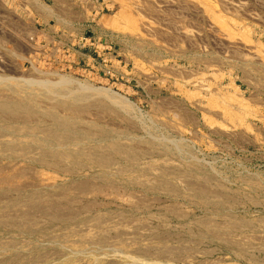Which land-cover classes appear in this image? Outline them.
<instances>
[{
    "label": "rangeland",
    "instance_id": "1",
    "mask_svg": "<svg viewBox=\"0 0 264 264\" xmlns=\"http://www.w3.org/2000/svg\"><path fill=\"white\" fill-rule=\"evenodd\" d=\"M74 1L0 0V264H264V0Z\"/></svg>",
    "mask_w": 264,
    "mask_h": 264
},
{
    "label": "crops",
    "instance_id": "2",
    "mask_svg": "<svg viewBox=\"0 0 264 264\" xmlns=\"http://www.w3.org/2000/svg\"><path fill=\"white\" fill-rule=\"evenodd\" d=\"M51 3L53 4V5H56L55 7H57L58 9H60V10H62L63 11V9H67L66 8V6H68V8H71V9H73L72 7H74L75 6V9H77L78 8V3L76 2V1H74L73 3H71V6H70V4H67V0H51ZM70 6V7H69ZM80 6H81V3H80ZM74 10V9H73ZM63 15V14H62ZM76 16V17H75ZM81 16V15H80ZM74 17V18H73ZM73 18V19H72ZM72 21H74V23L75 24H77L78 25V17H77V14H76V12H75V15L74 16H72ZM71 21V25H73V22ZM79 23H80V21H79Z\"/></svg>",
    "mask_w": 264,
    "mask_h": 264
},
{
    "label": "bare ground",
    "instance_id": "3",
    "mask_svg": "<svg viewBox=\"0 0 264 264\" xmlns=\"http://www.w3.org/2000/svg\"><path fill=\"white\" fill-rule=\"evenodd\" d=\"M67 82H68V81H67ZM40 84H41V83H40ZM65 84H66V83H65ZM59 85H60V84H59ZM59 85H58V86H59ZM64 87H65V86H64ZM79 89H80V88H79ZM85 89H86V88H85ZM69 91H70V90H69ZM2 111H3V110H2ZM31 126H32V125H31ZM56 127H57V126H56ZM59 129H60V128H59ZM44 141H45V139H44Z\"/></svg>",
    "mask_w": 264,
    "mask_h": 264
}]
</instances>
